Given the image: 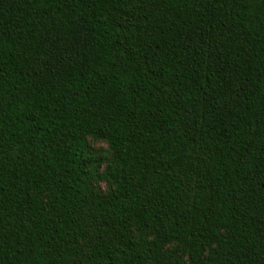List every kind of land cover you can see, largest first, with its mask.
<instances>
[{
  "label": "trees",
  "instance_id": "obj_1",
  "mask_svg": "<svg viewBox=\"0 0 264 264\" xmlns=\"http://www.w3.org/2000/svg\"><path fill=\"white\" fill-rule=\"evenodd\" d=\"M0 264H264V0H0Z\"/></svg>",
  "mask_w": 264,
  "mask_h": 264
}]
</instances>
